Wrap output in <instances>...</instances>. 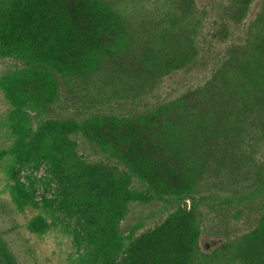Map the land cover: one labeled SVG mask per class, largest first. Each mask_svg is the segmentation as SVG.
<instances>
[{
	"label": "rangeland",
	"instance_id": "obj_1",
	"mask_svg": "<svg viewBox=\"0 0 264 264\" xmlns=\"http://www.w3.org/2000/svg\"><path fill=\"white\" fill-rule=\"evenodd\" d=\"M98 1L122 25L93 16L101 44L83 55L74 78L57 72V88L25 85L23 62L0 49V260L101 264L91 213L118 216L128 236L185 211L199 233L197 264H241L264 212V0ZM2 37L0 29V44ZM30 94L56 98L40 113L23 101ZM160 108L170 116L152 131L149 121L130 137L104 130L149 178L82 132L71 136L80 158L122 168L132 194L116 178L109 199L101 186L73 180L67 163L28 161L50 122L113 113L133 122Z\"/></svg>",
	"mask_w": 264,
	"mask_h": 264
},
{
	"label": "trees",
	"instance_id": "obj_2",
	"mask_svg": "<svg viewBox=\"0 0 264 264\" xmlns=\"http://www.w3.org/2000/svg\"><path fill=\"white\" fill-rule=\"evenodd\" d=\"M98 0L84 6L81 0H0V29L3 37L0 49L9 56L23 62L19 79L31 89L47 91L57 88L56 73L72 79L84 69L83 55L91 53L101 44L102 25L93 16H100L106 27L117 28V17H112ZM14 90V89H13ZM28 91H25V94ZM56 96L39 99L34 94L23 95V101L40 113L47 112ZM166 108H160L139 117L133 122L125 115L94 114L81 121L55 120L50 122L43 141L28 155V161L39 163L49 159L54 169L67 163L66 170L73 172L72 179L88 181L101 186L100 195L113 199L116 178L121 189L127 188L128 174L115 163L87 162L74 152L71 136L83 135L107 148L125 161L133 172L146 178L151 177L137 165L136 154L120 148L116 139H110L113 130H124L126 136L141 134L140 122L157 124L168 119ZM149 121V122H148ZM43 126H41L42 128ZM105 128L111 129L107 136ZM43 129V128H42ZM68 161H75L76 165ZM157 174V173H156ZM151 183H155L152 179ZM50 205V201L45 199ZM119 214V213H117ZM97 212L89 215V237L95 246V254L101 264H197L198 230L191 216L185 211L171 213L164 222L136 235L120 232V218L111 215L102 220ZM249 253H240L241 264H264V212L258 227L250 235ZM0 264H4L0 260ZM6 264H10L7 262Z\"/></svg>",
	"mask_w": 264,
	"mask_h": 264
}]
</instances>
